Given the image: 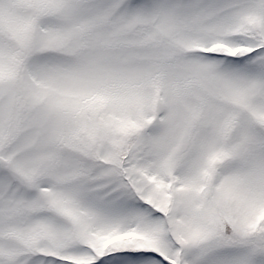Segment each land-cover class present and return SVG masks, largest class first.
<instances>
[{
	"label": "snow or ice",
	"instance_id": "snow-or-ice-1",
	"mask_svg": "<svg viewBox=\"0 0 264 264\" xmlns=\"http://www.w3.org/2000/svg\"><path fill=\"white\" fill-rule=\"evenodd\" d=\"M0 264H264V0H0Z\"/></svg>",
	"mask_w": 264,
	"mask_h": 264
}]
</instances>
